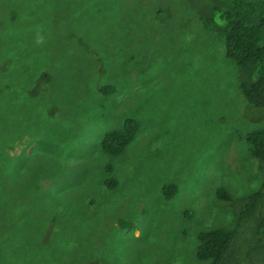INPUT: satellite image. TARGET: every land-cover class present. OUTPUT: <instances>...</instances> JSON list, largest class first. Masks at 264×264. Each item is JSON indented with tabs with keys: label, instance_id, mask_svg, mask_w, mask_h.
<instances>
[{
	"label": "rangeland",
	"instance_id": "obj_1",
	"mask_svg": "<svg viewBox=\"0 0 264 264\" xmlns=\"http://www.w3.org/2000/svg\"><path fill=\"white\" fill-rule=\"evenodd\" d=\"M213 3L0 0V264L211 263L200 233L235 228L264 184V110L197 17ZM129 118L134 140L103 153Z\"/></svg>",
	"mask_w": 264,
	"mask_h": 264
},
{
	"label": "trees",
	"instance_id": "obj_2",
	"mask_svg": "<svg viewBox=\"0 0 264 264\" xmlns=\"http://www.w3.org/2000/svg\"><path fill=\"white\" fill-rule=\"evenodd\" d=\"M196 13L205 31L223 41L226 57L253 75L239 83V90L250 106L264 110V0H226L223 5L213 3L199 8ZM104 92L111 94L114 89L106 88ZM139 128V122L129 118L120 128L107 132L101 140L103 153L122 154ZM247 141L252 156L264 162V128L248 133ZM107 170L111 173L110 168ZM106 184L114 189L118 182L110 178ZM176 191V185L170 184L165 195L171 198ZM216 196L231 200L222 188L217 189ZM236 219L233 229L221 227L200 233L199 260H211L210 264H249L253 257L260 262L264 256V184L247 197Z\"/></svg>",
	"mask_w": 264,
	"mask_h": 264
}]
</instances>
